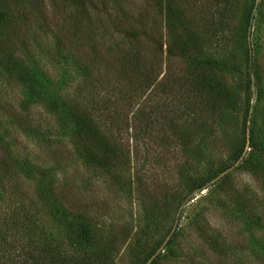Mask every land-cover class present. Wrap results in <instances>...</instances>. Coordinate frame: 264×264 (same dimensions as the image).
I'll return each instance as SVG.
<instances>
[{
	"label": "trees",
	"instance_id": "16d2710c",
	"mask_svg": "<svg viewBox=\"0 0 264 264\" xmlns=\"http://www.w3.org/2000/svg\"><path fill=\"white\" fill-rule=\"evenodd\" d=\"M254 1L0 0V78L36 116L20 124L46 158L58 163L66 153L95 170L131 169L130 192L132 181L134 190L145 185L153 159L169 155L185 192L162 196L170 199L164 216L207 188L224 222L241 223L228 235L196 217L189 231L174 228L142 253V264H264V133L247 120L261 100L264 126L260 68L247 41ZM238 109L242 125L231 129ZM221 147L226 158L214 161ZM48 171H39L36 194L47 199L49 222L23 204L17 178L7 179L13 199L0 202V264H114L123 231L101 234L102 202L81 191L69 199L70 185L54 192ZM234 171L249 174L258 192L231 183Z\"/></svg>",
	"mask_w": 264,
	"mask_h": 264
},
{
	"label": "rangeland",
	"instance_id": "374dc122",
	"mask_svg": "<svg viewBox=\"0 0 264 264\" xmlns=\"http://www.w3.org/2000/svg\"><path fill=\"white\" fill-rule=\"evenodd\" d=\"M260 1L255 0L254 6H252V18L249 24L247 41L250 46V59L256 62L260 68L258 73L260 76L259 88L264 91V18L262 16V19L260 15ZM42 41L48 45L52 44L51 39L44 38ZM251 101L253 103L257 102L256 94L252 96ZM260 102L261 100L256 111L253 110L252 113L249 111L247 116L249 121H251V118H256L257 123L254 131L259 137L264 133V126L261 120L263 113L259 112V108L262 107ZM241 113L242 109H238L236 116L239 122L236 126H232L233 128L231 129H235V127L237 130L240 129L242 125L241 119L243 118ZM25 117H29L33 121L36 116L32 110L29 109L27 111L20 106L18 89L13 90L9 83H6L4 77L0 78V159L3 163L0 164V202L6 203V201L13 199L11 192L9 193L8 190L4 191V189H7V184L5 183L11 177L13 179L17 178L18 190L16 193L22 198L23 204L31 203L34 207L39 208L40 212H44V221L49 222V204L47 199L44 201L37 199L36 185L39 180V171L45 168L46 170L50 169L48 171L49 177L54 181L58 180L54 187V192L57 189L59 191L61 186L70 185L69 199L72 196H77L79 191H81L85 192V195L95 196V199L102 202L106 212L98 213V216L103 215L98 218L101 234L111 227L116 231L115 233H119V230L123 231L119 236L123 235L120 238L122 241H118L115 248V250H119L114 256V264H142V253L155 249L162 240L166 241L174 228L184 229V232L189 231V224H192L193 219L196 217H200L201 220L206 218L209 221V225L220 229L223 233L227 231L228 235L235 231L237 225L241 224L237 222L231 226V224L224 222L223 215L225 214L212 205L211 199H209L210 190L207 188L199 193H192L187 196L177 210L174 211L173 215L171 213V216L170 214L164 216L165 206L170 199H161L162 196L168 193L173 201L176 200L178 195L185 192L178 184L176 170L173 168V164L171 165L169 155L161 156V160L156 161L153 159L155 164L153 163L148 174L144 177L145 185L134 190L133 187L136 182L133 183L132 181V189L129 192L131 169L125 173H110L103 169L95 170L91 167L87 168L73 154L67 156L66 153L63 154L58 163H52L45 157L41 147L38 146L35 135L23 130L20 123ZM188 120L184 122L183 127H189L190 130H193V122ZM249 121L246 122V126L249 125ZM121 137L124 138L125 135H121ZM128 145L130 146L131 144L129 143ZM226 155V149L221 147L217 150V154L213 155L214 161L218 159L224 160ZM151 158L152 156L149 159ZM202 165L204 164L199 165L200 175L205 173ZM6 171L9 175L1 178ZM44 174L46 173L40 176L42 179L46 176ZM133 179L134 177H132ZM230 181L237 188L245 186L247 190L253 193H257L259 190L257 182L244 171H234ZM9 183L12 186L10 181ZM10 185L9 187L12 189L13 187ZM167 188H170V190L167 191ZM135 197H137L138 201L134 199ZM153 206H157L155 211L151 209ZM145 211H152L153 214L147 213L154 217L149 220L145 219ZM90 213L95 217L93 210ZM137 216L138 220H135ZM244 234L247 236L249 232L244 230ZM254 234L259 237L258 231H255ZM166 263L187 264L182 257L169 259Z\"/></svg>",
	"mask_w": 264,
	"mask_h": 264
}]
</instances>
